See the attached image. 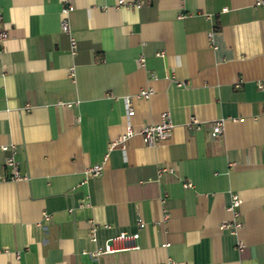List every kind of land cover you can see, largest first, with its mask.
I'll return each mask as SVG.
<instances>
[{
	"label": "crops",
	"instance_id": "0c3cea01",
	"mask_svg": "<svg viewBox=\"0 0 264 264\" xmlns=\"http://www.w3.org/2000/svg\"><path fill=\"white\" fill-rule=\"evenodd\" d=\"M116 1L0 0V144L21 176L6 179L1 150L0 264H264V3ZM140 87L151 94L133 98ZM161 111L168 138L106 149ZM228 193L241 200V252L217 227ZM118 231H136L124 244L137 247L88 255Z\"/></svg>",
	"mask_w": 264,
	"mask_h": 264
},
{
	"label": "built area",
	"instance_id": "2783aa9c",
	"mask_svg": "<svg viewBox=\"0 0 264 264\" xmlns=\"http://www.w3.org/2000/svg\"><path fill=\"white\" fill-rule=\"evenodd\" d=\"M253 3H264V0H253ZM116 4H124L121 0H117ZM129 6H133L136 8V6L138 5V3L133 2V3H128ZM71 9V5L66 2L63 1L62 3H60L59 8H58V28L60 30V32L64 33L66 35L67 41H68V55H73L74 54V44L75 41L72 38V36L69 34V28L67 27V17H68V11ZM2 16L0 15V42L1 40L5 37L6 35V30L3 28L2 26ZM142 59L140 57H138V59H136L137 65L141 64ZM68 72L67 75L70 77L72 74V68H67ZM177 83V82H176ZM151 94V89L149 87H140L139 89H137L135 92H133L132 97L133 98H145L147 96H149ZM128 95L125 97H122V103H123V107L125 108L124 111V116L125 118H127L131 113H132V107H130L129 103H128ZM237 120H240L237 119ZM224 121V119L219 118V119H214L212 121H209V125H208V132H209V138L210 137H215L217 135L220 134V128H221V124ZM170 119L167 116L166 111H161L158 115V122L156 123H149V124H142L141 126H138L136 129H132L128 124L124 126L123 130L117 134L116 137H114V139H110L107 143H106V149H109L110 147H118V149L124 150V145L125 142L128 140V138H130L132 135L134 134H138L140 136V141H142L143 144L146 145H151L154 144L156 141L161 140V139H165L166 137L168 138L170 135V128H171V123H170ZM196 123V119H194L193 117H188V121L185 123L186 125H191L194 126ZM3 150H7V153L5 156H3L2 159V163L4 167L8 168V172L6 175V179L7 180H19L21 176H19L18 174V166H16V162L13 159V146L11 144H0V151ZM105 154L102 155L101 157V161L94 163L90 166H88L87 168L85 167L83 169V176L87 177L90 175H95L99 172V170H101V166H102V161L104 160ZM160 171H169L168 168L166 166H160L157 167L156 169V175L158 172ZM180 185L182 187L187 186L186 182H182L180 181ZM228 203H226V207L225 210L226 212L230 213L229 219H227V221L222 220L218 223L217 227H219L220 229H225L227 233L231 234L234 236V240L235 243L233 244L234 249L236 252H241L242 248H243V242L242 240L239 239V237L237 236V230L240 229V224L238 223L237 220H235V217L237 216V207L240 203V199L237 197V195L235 193H228ZM46 214H42L41 218H45ZM137 228L142 226V223L140 221H137L136 223ZM93 227H90L89 230V239H92V235H93ZM137 232H126V231H118V233L110 235L106 238H104L103 241H101V243L99 245H97V247L95 249H93L90 253H88V255L91 256H95L97 254H105V253H109L112 252L114 250L118 251V249H122V248H135L137 247L136 244H132L131 246H126L124 244V242H132L133 239L136 238V234ZM92 264H99L97 262H93ZM166 264H171L170 262H167Z\"/></svg>",
	"mask_w": 264,
	"mask_h": 264
}]
</instances>
